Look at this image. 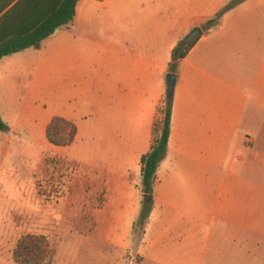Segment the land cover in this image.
Segmentation results:
<instances>
[{
  "label": "crops",
  "instance_id": "0c3cea01",
  "mask_svg": "<svg viewBox=\"0 0 264 264\" xmlns=\"http://www.w3.org/2000/svg\"><path fill=\"white\" fill-rule=\"evenodd\" d=\"M230 2L81 0L71 24L41 49H29L33 60L29 50L4 58L23 61L20 74L31 73L30 91L44 76L40 87L73 102L57 117L78 127L69 147L76 152L60 157L77 164L79 186L80 171L95 174L103 206L138 198L133 179L142 178L141 159L151 151L158 110L167 100L172 53ZM203 33L180 64L169 149L145 231L149 255L141 264H167L156 254L168 238L174 240L172 264H264L256 244L264 232L262 155L254 136L264 127V0H246ZM6 123L13 135L15 127ZM85 136L108 139H95L107 146L81 170L77 143ZM227 139H238L230 154ZM111 146L122 153L114 156Z\"/></svg>",
  "mask_w": 264,
  "mask_h": 264
},
{
  "label": "rangeland",
  "instance_id": "374dc122",
  "mask_svg": "<svg viewBox=\"0 0 264 264\" xmlns=\"http://www.w3.org/2000/svg\"><path fill=\"white\" fill-rule=\"evenodd\" d=\"M34 53L29 50L26 56L33 60ZM23 65L19 56L0 63V112L16 129L13 135L0 131V263H14L13 251L22 236L38 235L51 241L53 264H141L148 254L144 252L148 246L144 241L148 222L140 223L148 203L142 178L133 179L138 198L126 196V201H112L106 206L103 188L101 192L95 190L98 179L92 171H80L88 179L83 181V176L80 186L75 183L77 164L60 156H72L76 151L70 146L50 144L46 130H42L45 121L63 116L73 102L47 92L43 84L40 87L44 76L39 88L30 91L33 78L29 70L20 74ZM255 130V150L262 155L260 180L264 186V127ZM83 139L77 143L84 157L81 170L85 162L88 166L97 162L95 156L102 151L99 148L97 152L98 147L107 146L95 139L108 137ZM233 140L238 139H227L229 154ZM110 150L114 156L122 153L112 146ZM118 233L122 236L121 246L116 249L113 239ZM173 241L165 240L157 252L156 258L162 263H173ZM256 244L264 250V232Z\"/></svg>",
  "mask_w": 264,
  "mask_h": 264
},
{
  "label": "trees",
  "instance_id": "16d2710c",
  "mask_svg": "<svg viewBox=\"0 0 264 264\" xmlns=\"http://www.w3.org/2000/svg\"><path fill=\"white\" fill-rule=\"evenodd\" d=\"M81 0H0V61L29 49L39 50L43 42L60 28L71 24ZM105 1V0H98ZM246 0H231L217 16L203 26L205 32L218 27L224 15ZM199 39L186 47L178 45L172 53L169 73L179 75L181 62L187 57ZM173 99L165 101L158 110L153 129L151 151L142 157V187L145 195H153L156 174L165 159L172 130ZM161 116L163 119L161 120ZM10 126L0 115V131L10 132ZM78 127L62 117L51 120L46 129L50 144L57 147L71 146L77 137ZM152 203H146L140 223L146 224ZM17 264H53L55 251L46 236L24 235L13 251Z\"/></svg>",
  "mask_w": 264,
  "mask_h": 264
},
{
  "label": "water",
  "instance_id": "95a60500",
  "mask_svg": "<svg viewBox=\"0 0 264 264\" xmlns=\"http://www.w3.org/2000/svg\"><path fill=\"white\" fill-rule=\"evenodd\" d=\"M203 30L201 28H195L192 30L189 34H187L182 41L180 42V46L186 47L191 42L195 41L196 39H199L201 36H203ZM177 75L169 73L166 77V89H167V98L173 99L175 94V87L177 83ZM145 199L147 202H151L153 200L152 195H146Z\"/></svg>",
  "mask_w": 264,
  "mask_h": 264
}]
</instances>
